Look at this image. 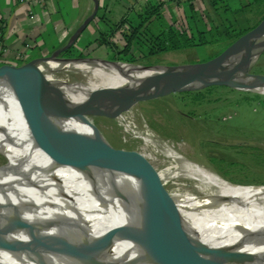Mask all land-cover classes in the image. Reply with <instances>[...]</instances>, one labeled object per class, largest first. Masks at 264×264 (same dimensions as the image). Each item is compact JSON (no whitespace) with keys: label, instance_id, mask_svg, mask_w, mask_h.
I'll use <instances>...</instances> for the list:
<instances>
[{"label":"bare ground","instance_id":"obj_1","mask_svg":"<svg viewBox=\"0 0 264 264\" xmlns=\"http://www.w3.org/2000/svg\"><path fill=\"white\" fill-rule=\"evenodd\" d=\"M241 59L235 58L230 66H238ZM60 69H76L85 77L84 81L73 82L49 80L56 94L74 102L94 89L134 86L140 76L151 78L155 71L89 60L51 61L29 70L37 74ZM240 87L264 93V85L252 81H244ZM6 94L0 85V101ZM131 110L114 118L125 121V114ZM41 117L14 100L0 103V158L5 161L0 165V264H95L110 244L115 250L130 249L134 244L117 236L104 243L99 239L113 228L135 224L121 215L107 183L136 193L139 180L123 172L87 166L64 142L55 141L59 148L48 149L37 135ZM50 124L58 128L56 123ZM60 126L85 133L76 119ZM131 129L127 121L125 130ZM134 134L150 150L144 156L155 165L149 174H139L141 179L153 185L158 198L170 200L171 206L164 204L168 217L182 226L192 242L219 253L241 254H224L229 264H264V200L237 193L216 172L175 150L162 151L163 146L148 138L150 135ZM135 158L130 156V160ZM16 175L21 177L12 181ZM165 185L170 190H162ZM77 244L82 246L77 248ZM140 254L138 248L135 257Z\"/></svg>","mask_w":264,"mask_h":264},{"label":"rangeland","instance_id":"obj_2","mask_svg":"<svg viewBox=\"0 0 264 264\" xmlns=\"http://www.w3.org/2000/svg\"><path fill=\"white\" fill-rule=\"evenodd\" d=\"M79 1L82 7V0ZM192 2L190 10L195 15L194 21L197 24H223L227 19L236 26L238 24L253 26L262 16V7L259 5L242 6L248 0H225L224 2L216 0L215 4L213 0H192ZM162 3L163 13L170 22L179 23L182 18H186L181 6H175V0H163ZM145 4L143 0H103L93 19L97 32L98 30L111 32L113 26L122 17L132 18ZM224 5H227L231 11L224 13ZM125 30L126 25H121L113 31L112 38L119 47L124 45L122 34ZM95 36L97 33L94 34ZM77 40L69 53L62 52L59 57L99 58L154 69L204 61L219 49L217 45H206L141 57L140 52L144 49V45L134 43L130 52L133 61H126L111 58L112 51L108 46H97L93 42L86 44L87 42ZM30 49V46L24 45V62L30 60V56H26ZM50 53L51 50L39 56ZM21 56L19 54V57ZM3 65L18 66L20 64H0V66ZM40 72L48 76H43ZM40 72L37 74L47 82L46 86L53 92L56 91L52 88L51 82L49 83L50 79L62 78L67 82L85 80V77L76 69ZM249 72L264 75V50L253 60ZM97 91H100V88L90 92ZM198 91L201 92L199 100L194 99L195 91H188L139 102L132 107L130 113L125 114L127 115L125 121L91 115L86 116V119L116 151L125 157L134 154L138 159L137 162H132L148 171L155 167L154 160L144 156L149 154L150 150L144 148L140 137L135 136L136 131L141 136L150 135L148 138L157 145L163 146L162 151L175 150L189 160L216 172L228 181L237 193L247 198L264 200V93L260 90L225 85H213ZM127 121L132 128L128 131L125 130ZM81 124L85 133L91 132L88 125L82 122ZM4 162V159L0 158V165ZM20 177L16 175L11 180L15 181ZM161 189L168 191L170 187L165 185Z\"/></svg>","mask_w":264,"mask_h":264},{"label":"water","instance_id":"obj_3","mask_svg":"<svg viewBox=\"0 0 264 264\" xmlns=\"http://www.w3.org/2000/svg\"><path fill=\"white\" fill-rule=\"evenodd\" d=\"M92 1V11L69 36L65 44L48 55L32 58L18 66H0V85L8 92L0 103H11L14 100L33 112H39L42 117L39 122L40 134L37 135L47 144L48 149L59 148L55 141L64 142L87 166L123 172L139 180L136 193L124 186L107 183V188L117 201L121 215L135 224L113 228L99 241L104 243L117 236L134 245L130 249L115 250L110 244L109 250L97 258L95 264H229L224 254L237 257H241V254L235 251L219 253L192 242L182 226L168 217L164 204L171 206L170 200L158 198L152 189L153 185H148L141 179L139 174L147 175L149 171L134 163L137 161L130 160V156L135 155L125 157L109 145L86 116L114 118L139 102L173 93L198 91L213 85L241 88L240 84L244 81L264 85L263 74L249 72L253 60L264 50V17L217 55L207 60L180 66L156 67L151 78L140 76L139 83L134 86L100 88V91L89 92L83 100L74 102L50 90L46 86L47 82L40 75L32 74L29 69L58 59L140 66L99 58L59 57V54L74 45L82 31L96 16L99 0ZM239 56L242 58L241 64L230 66ZM71 119L88 125L91 132L83 133L60 126L61 122ZM50 123H56L58 128H54ZM42 134L48 137H41ZM137 159L136 157L135 160ZM81 246L77 244L76 247ZM4 248L14 251L10 247ZM138 248L141 254L135 257Z\"/></svg>","mask_w":264,"mask_h":264},{"label":"trees","instance_id":"obj_4","mask_svg":"<svg viewBox=\"0 0 264 264\" xmlns=\"http://www.w3.org/2000/svg\"><path fill=\"white\" fill-rule=\"evenodd\" d=\"M213 1L215 4L216 0ZM217 1L224 2L225 0ZM247 5H259V7H262L261 19L264 17V0H248V2L242 6L245 7ZM190 8H192V3L190 0H185L184 12L186 18H182L179 23L175 21L170 22L163 13V3L150 0L146 2L141 10L137 11L132 18H126V16L122 17L119 22L113 26L111 32L106 33L98 30L97 36L92 41H87L86 44L93 42L96 43L97 46H108L112 51L111 58L126 61H133L130 52L133 49L134 43H143L144 49H141V57L155 56L170 51L185 50L197 46L217 45L219 49L213 52L211 55V57H213L241 34L255 26H245L243 24H238V26H236L227 19L223 24H197V22L194 21L195 15ZM223 11L224 13H228L231 10L227 5H224ZM121 25H126V30L122 34L124 45L119 47L114 42L112 34L113 31L117 30ZM73 46L63 54L69 53ZM194 93H196L194 99L199 100L201 98V92L195 91ZM152 126L155 128L154 125ZM210 159L212 160V158Z\"/></svg>","mask_w":264,"mask_h":264},{"label":"crops","instance_id":"obj_5","mask_svg":"<svg viewBox=\"0 0 264 264\" xmlns=\"http://www.w3.org/2000/svg\"><path fill=\"white\" fill-rule=\"evenodd\" d=\"M102 1L99 0V5ZM79 2V0H45L35 4L32 7L33 14L28 15L24 5L18 0H0V19L3 23L0 38L6 49L0 52V64L24 63V45L30 46L31 49L26 56L32 59L65 44L69 36L92 11V0H82V7ZM190 2L193 3L192 0ZM175 6H181L184 10L185 0H175ZM96 33L97 26L92 20L78 40L90 41L96 37H94ZM19 54L22 56L19 57Z\"/></svg>","mask_w":264,"mask_h":264},{"label":"built area","instance_id":"obj_6","mask_svg":"<svg viewBox=\"0 0 264 264\" xmlns=\"http://www.w3.org/2000/svg\"><path fill=\"white\" fill-rule=\"evenodd\" d=\"M22 5H24L28 15H32L33 14V11H32V7L37 4V3H41L45 0H18ZM145 2H148L150 0H143ZM152 1H155V2H163V0H152ZM3 27V23L0 19V30L1 28ZM2 51H5V48H4V45H3V42L0 38V52Z\"/></svg>","mask_w":264,"mask_h":264}]
</instances>
